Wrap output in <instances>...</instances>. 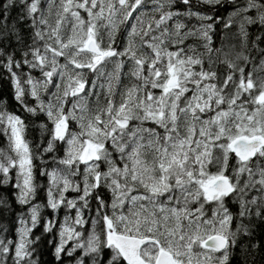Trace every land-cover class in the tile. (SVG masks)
<instances>
[{
	"label": "snow or ice",
	"instance_id": "1",
	"mask_svg": "<svg viewBox=\"0 0 264 264\" xmlns=\"http://www.w3.org/2000/svg\"><path fill=\"white\" fill-rule=\"evenodd\" d=\"M0 69V264H264V0H2Z\"/></svg>",
	"mask_w": 264,
	"mask_h": 264
},
{
	"label": "trees",
	"instance_id": "2",
	"mask_svg": "<svg viewBox=\"0 0 264 264\" xmlns=\"http://www.w3.org/2000/svg\"><path fill=\"white\" fill-rule=\"evenodd\" d=\"M0 2H2V0H0ZM13 15H15V12H13ZM192 22H195V20H193ZM196 23V22H195ZM214 41H215V37H214ZM191 42V41H190ZM27 71V68H24L23 71ZM124 72L128 71V67L125 66V68L123 69ZM37 73V71H33V75H35ZM7 75V73L0 69V97L2 98H6L9 100V108L10 109H16L17 114H21L22 110L19 109V107L16 105L15 101L12 100L11 96H12V90H11V85L8 81H6L3 77H5ZM129 80H131V77L128 78ZM125 82H128L127 80H125ZM29 102H31L29 100ZM40 118H31V117H26L25 118V122L26 124H29V127L26 129V138L32 141H36L39 138V129L36 127H33L32 124L39 122ZM4 145V138L2 136H0V146ZM48 157L45 156V159H47ZM49 167H51V165H49ZM37 180L38 182H45L46 180L45 178L39 177L37 176ZM0 192H5L4 189L0 188ZM6 194V193H5ZM12 208H13V212L11 213H4L2 216H0V224H7L10 226V228H13L18 226L16 224H14V220H15V213L17 212H27V208L25 206H19L15 204V201L12 202ZM63 210H61L60 215L62 216L64 213H62ZM42 215L43 216H50L51 215V210L45 208L42 211ZM27 218V217H25ZM42 231V226H38L37 229H34V235H40V232ZM10 238L15 239V236L12 235ZM50 236H45L42 238V240L44 241L41 245V261L42 264H55L54 261V257H52L49 247L46 243L47 239H50ZM257 259H259V257H257ZM233 264H235V262H233Z\"/></svg>",
	"mask_w": 264,
	"mask_h": 264
},
{
	"label": "rangeland",
	"instance_id": "3",
	"mask_svg": "<svg viewBox=\"0 0 264 264\" xmlns=\"http://www.w3.org/2000/svg\"><path fill=\"white\" fill-rule=\"evenodd\" d=\"M196 22V21H195ZM195 22H192L191 21V23H195ZM25 72H26V70H25ZM33 75V74H32ZM33 76H36V77H39V72L37 71V73L35 74V75H33ZM63 213V212H62Z\"/></svg>",
	"mask_w": 264,
	"mask_h": 264
}]
</instances>
